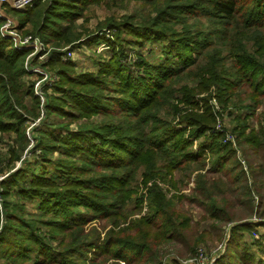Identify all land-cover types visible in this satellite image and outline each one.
I'll return each mask as SVG.
<instances>
[{
	"label": "trees",
	"instance_id": "16d2710c",
	"mask_svg": "<svg viewBox=\"0 0 264 264\" xmlns=\"http://www.w3.org/2000/svg\"><path fill=\"white\" fill-rule=\"evenodd\" d=\"M87 1H36L23 11H16L24 16L22 24L30 23L34 34L40 39H48L55 38L57 34L46 32L47 22L51 26L60 24L59 20L66 11L74 13L75 8L81 7L79 4ZM162 1L164 5L157 9L150 25L144 28L151 30L150 36L154 34L161 40L165 60L159 62L138 58L136 72L128 69V74L133 73L136 78L131 79L128 75L124 83L132 86L130 91H118L122 100L108 101L103 96L102 100L92 101L94 110L110 112L111 122L122 111L138 117L137 126L126 123L129 134L115 131L113 125L99 127L90 122H84L77 130L68 133L70 130L62 121V116L73 115L68 107L88 106L84 100L94 98L93 83L96 79L90 73L70 77L68 71L58 72L60 81L54 86L65 93L66 98L48 95L45 117L32 128L33 132H37L34 146L41 150V164L53 162L50 166L57 171L50 178L35 177L34 172L30 177H23L24 169L21 166L0 180L3 196L0 208V264H65V261L75 264L74 257L87 261L84 257L87 250L94 253L90 260L94 264H109L111 259L115 260V264H168L160 256L159 246L173 237L170 230L173 214L167 212L165 197L158 189L161 188L160 184L175 186L170 171L180 166L188 167V171L190 167L196 168L190 172H196V177L200 176L199 194L203 195L204 212L208 216L218 221L238 222L226 211L225 202L227 190H235L227 189L221 178L209 177V174L217 173L225 166V162L235 155L234 150L228 142L222 143L224 133L214 129L215 118L211 110L206 107L199 114L194 98L195 94L201 92H207L209 98L214 96L210 90L212 86L219 90L217 96L222 101L235 106L236 100L244 96L253 105H258L259 97L264 98V0H184L176 4L172 1L178 0ZM176 14L180 21H174ZM201 17L204 21H200ZM192 18H196L197 23L187 25L186 22ZM176 25L183 26V29H173ZM9 48V43L0 36V131L16 132V140L25 146L28 139L24 131L21 132L23 127L20 129L18 126L26 119L23 111L29 112L32 120L38 117L39 101L32 87L25 90L19 84V77L30 73L23 66L24 52L14 48L6 51ZM56 54L53 53L52 61L57 60ZM97 76L102 78L101 86L104 88L106 74ZM119 78L120 75H115L113 80ZM109 82L112 84L113 81ZM150 82H153L152 86H149ZM220 83H224L222 89L217 88ZM109 86L106 88L112 89ZM177 93L183 94L178 97ZM23 96H28L33 103L29 110L24 105ZM208 97L204 100L205 106ZM143 111L145 114L142 115ZM52 115L58 118L57 121L52 117V122H46V118ZM63 130L70 137L60 135L59 132ZM207 131L209 133L200 141L198 155H191L190 144ZM182 133H187L183 140L180 138ZM246 141L252 143V149L264 157V120L255 131L252 129ZM54 151L63 154L62 159H51L50 154ZM206 151H209L211 163L214 164L207 170L204 169V165H207L204 163ZM201 153L203 158L199 160ZM12 155L13 158L8 159L4 167L0 166V174L9 172L13 160L19 158L16 151H12ZM27 162L24 160L23 164ZM38 163L36 159L34 164ZM238 168H231L222 175L230 180L232 178L228 174L237 172ZM42 171L45 173V170ZM241 172L234 176H240ZM87 175L89 177L85 178ZM138 175L141 179L139 184ZM28 179V184L23 182ZM34 179L38 185L56 181L58 188L29 187ZM65 183L87 189V193L78 192L81 198L77 201L76 189L64 187ZM133 183L137 185L132 191L130 187ZM13 187L17 188V197L10 202L6 196ZM210 188H215V194L219 193L221 198L217 199ZM255 189L260 200L257 206L262 207L264 190L258 186ZM33 195L41 196V203L46 201L47 207L42 209L48 213L45 219L40 217L43 212L38 213L37 217H27L22 200ZM144 196L145 205L140 208L138 216V199L142 200ZM247 203L252 212V203L250 200ZM80 204L88 209L91 217L68 212L69 208ZM152 209L146 215V210ZM255 211L264 214L257 207ZM158 219L161 231L153 234ZM97 220L101 223L97 224ZM107 222L110 226L124 224L132 233L138 232V237H120L107 231L101 235L100 230L106 228ZM186 222L187 219H184L183 223ZM251 224L245 221L233 224V237L241 236L239 232L242 229L250 230ZM158 237L159 240L155 242ZM47 238L57 240L60 249L55 257L58 259L42 256V252L38 251L39 248H50ZM18 247H23V251H18ZM241 249L246 247L241 245ZM230 255L237 261L227 264H260L245 250L244 253ZM173 264L180 263L173 261Z\"/></svg>",
	"mask_w": 264,
	"mask_h": 264
},
{
	"label": "rangeland",
	"instance_id": "374dc122",
	"mask_svg": "<svg viewBox=\"0 0 264 264\" xmlns=\"http://www.w3.org/2000/svg\"><path fill=\"white\" fill-rule=\"evenodd\" d=\"M182 1L184 0L172 1V3L176 4ZM79 5H81V7L75 8L74 13L65 12V16L59 20L60 24H53V26H51L50 23L47 22L48 26L46 32L50 33V31H53V34H57L55 38L48 39L54 40L41 38L40 45H33L30 43L29 46H24L25 48L22 49L14 48V43H19L25 35L30 34L32 37L35 36L36 34L31 30L32 25L30 23H21L24 16L17 12L19 10L12 9L6 4L1 5L0 10L3 17L11 21L10 29H8L7 32L12 33L3 36L0 33V36L10 45V48L6 51L14 48L17 51L24 52L22 56L23 66L26 71L28 70L30 73L20 76L19 84H21L22 89L25 90L32 87L33 93L38 97L39 111L38 117L32 120L29 112L22 110L26 119L18 127H20V129L23 127L21 132L24 131L26 134L28 139L27 145L23 146L24 144L21 145L19 140H16V132L0 131V166L2 167L8 159L13 158L14 155H12V151H16V153L19 154V158L13 160L9 172L0 174V180L8 173L20 169L21 166L22 169H24L23 177H30L32 172H34L35 177L43 176L45 178H50L51 174L57 171L50 166V163L53 162L47 161L46 163L44 162L45 164H41L42 162L39 156L41 150L34 146V135L37 132H33L32 128L45 117L44 107L48 95L66 98L65 93L56 90V86H54L55 83L58 84L60 81V75L58 74L60 71H68L70 77H78L81 74L90 73L96 79L93 83L94 98L84 100L88 106L79 105L68 107L73 115L62 116V121L67 124L70 130L68 133L77 130L79 125L84 122L94 123L99 127L113 125L115 131L127 134L130 133L126 128L128 127L126 124L127 122H130L131 125L134 126L138 125V117L132 116V114L124 111L115 115L113 122H111L112 116H109L110 112L101 113L98 110H94L92 106L95 104L92 101L93 99L102 100L103 96H105L108 101L113 100L119 102L122 100L123 97L118 95V91H130L132 86L125 85L124 83L128 75L131 76V79L136 78L135 74H128V69L130 68L132 72H136V69H138V63H136L138 58L139 60H156L159 62L165 60L163 55L164 46L161 40L157 36H154V34L150 36L151 30L149 31V29L144 28L150 25L157 9L164 5V1L88 0L86 3H81ZM24 9H22V11ZM1 19L0 17V24L2 22ZM180 19L181 18L177 14L174 15V21L177 22L180 21ZM200 21H204V18L201 17ZM190 22L197 23V19H190L189 22H186L187 25H191ZM38 25H36V28ZM173 29H183V26L176 25ZM149 37L151 40H148ZM53 53H57V60L55 61H52ZM102 74H106L104 88L101 86L102 78L97 76ZM115 75H120L119 80H113ZM109 81H113L112 84H110ZM147 81L148 80L145 82ZM31 83L32 86H30ZM195 84L196 83H192V85ZM108 85H110L109 87L112 89L106 88ZM152 85L153 82H150L149 86ZM222 87H224V83H220L217 86L219 89H222ZM210 90L214 95L210 98L206 96L207 92L195 94L194 100L197 102V112L201 114L206 107L211 110L215 118L214 129L224 133L222 143L228 142L231 149L234 150L235 155L229 161L225 162V166L221 170L217 171V173L209 174V177H219L222 183H225L227 189L231 188L235 190L234 192H228L227 190L225 202L227 204L226 211L231 215V218L234 217L238 219V222L230 220L218 221L204 212L205 203L202 201L203 195L199 194L200 188L198 186L200 176L196 177V172H190L196 170L194 166L190 167V171H188V167L182 166H180L179 169H173L170 171V174L175 186L160 184L161 188L158 189L165 197L167 212L173 214V224L170 226L173 237L168 239L165 243L160 244V256L163 261L168 264H173V261H177L180 264H227L231 261H237L236 259H232L235 257L230 255L231 253H244L245 250L255 257L256 262L264 264V214L260 215L255 211L257 207L260 213H264V206H257L260 200L257 190L255 189V186H258L261 190H264V157L260 152L252 149V143L246 141L247 137L252 134V129L255 131L258 128V124H262L264 120V98L259 97L257 99L258 105H253V102L244 96L242 99L236 100L235 106L231 103H227V101H222L217 96L219 90L215 89L213 86ZM182 94L183 93H177L176 95L180 97ZM206 97H208L207 103L210 108L208 104L207 106L204 105L206 103L204 101ZM23 98L24 105H26L29 110L33 103L28 96H23ZM179 105L184 108L182 104ZM16 107L21 109L18 105ZM37 110L38 108L36 112ZM136 112H138V110L132 113L134 114ZM143 114H145V111L142 112V115ZM49 117L46 118V122H52L53 118L56 121L58 119L53 115ZM161 117L165 118L166 116L161 115ZM127 119L128 121H126ZM64 132V130L60 131L59 134L70 137L68 133ZM208 133L209 131L194 142L192 141L190 144V150L193 151L191 155H198L200 141L206 137ZM186 134L187 133H182L180 138L183 140L184 136L187 137ZM205 153L206 157L204 163L207 165H204V169L207 170L209 166H213L214 164L211 163L212 159L210 158L209 151ZM50 157L51 159H57L58 157L62 159L63 154L54 151L50 154ZM202 158L203 155L201 153L199 160ZM36 159L39 161L38 164H34ZM24 160L28 161L27 164H23ZM234 167H240L241 170L238 168L237 172L228 174L232 179L227 180L226 177L222 175L223 172L228 173V170ZM42 170H45V173H43ZM240 171H242L243 174L241 172L240 176H234ZM99 173H102V171ZM84 177H89V175ZM140 180L138 175V184ZM29 181L30 179L23 182L28 184ZM55 182L47 181L45 183L43 182L42 185H38L34 179L29 184V187L57 189L58 186ZM20 184L22 185V183ZM136 185L137 184L133 183L130 190H135ZM64 187L70 190L76 189L77 201L81 198L78 192L85 191L87 193V189H79L78 186L67 183L64 184ZM16 189V187H13L6 196V199L10 200V202H13L17 197ZM215 190V188H210L212 194H215ZM1 192L2 186L0 185V208L3 200ZM215 196L217 199L221 198L219 193H216ZM157 197L158 193H156L155 198ZM87 199L89 200L90 197L87 196ZM144 199L145 196L142 200L138 199V216L140 208H144ZM41 200V196L35 195H33L32 198L28 197L27 200H22L28 212L27 217H37L40 212H43L40 215L43 219L48 217V213H44L42 210L47 207V203L46 201L41 203ZM249 200L253 205L252 212L248 209L249 203H247V201ZM146 211V215H148L153 209ZM68 212L80 215L86 214V216L90 215L88 209L81 204L73 207V209L69 208ZM164 216L166 217L167 215L164 214ZM89 217H91V215ZM184 219L185 221L187 219L186 223H183ZM244 221L250 224L252 223V228L250 230L242 229V231L239 232L241 236L234 238L231 231L233 224ZM100 223V220H97V224ZM158 223L159 219L156 220L157 229L152 231L153 234L155 231L156 233L161 231L158 227ZM213 225H215V228ZM105 226L106 228L104 230H100L101 235H105V233H103L104 231L120 237L123 235H135L138 237L139 234L138 232L132 233L133 231L129 227L125 228L124 224L110 226L107 222ZM42 229L47 228L42 227ZM44 233L46 234V232H43V234ZM158 240L159 237L155 239V242ZM48 243L50 248H39L38 251L42 252V256L58 259L55 257L57 251L60 249L57 240L48 239ZM241 245L245 246L246 249L242 250ZM235 246L238 248H234ZM15 251L17 252V250ZM18 251H23V247H18ZM84 252V257H86L87 261L82 259V257H74V260H76L75 264H82L81 262H83V264H94L90 261L93 259L94 253L88 250ZM64 263L67 264L66 261ZM111 263L115 264L116 262L114 259H111L109 264ZM52 264L59 263L53 262ZM95 264L99 263L95 262Z\"/></svg>",
	"mask_w": 264,
	"mask_h": 264
},
{
	"label": "built area",
	"instance_id": "2783aa9c",
	"mask_svg": "<svg viewBox=\"0 0 264 264\" xmlns=\"http://www.w3.org/2000/svg\"><path fill=\"white\" fill-rule=\"evenodd\" d=\"M38 0H0V8L1 5H8L10 8L12 9H17V10H22L24 8H26L29 5H32L33 3H35ZM0 17L1 19V24H0V30H1V35H6V34H11L8 33L7 30L10 29V25H11V21L5 17H3V14L1 13L0 10ZM5 18V19H4ZM41 40L39 38V36L37 37L36 35L32 37V35L28 34L25 35L23 37V39L21 41H19V43H14V48H25L27 46H29V44H33V45H40ZM25 46V47H24Z\"/></svg>",
	"mask_w": 264,
	"mask_h": 264
}]
</instances>
